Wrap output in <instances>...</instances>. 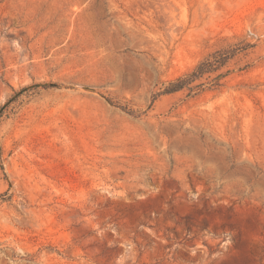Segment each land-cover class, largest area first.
<instances>
[{
  "label": "rangeland",
  "instance_id": "374dc122",
  "mask_svg": "<svg viewBox=\"0 0 264 264\" xmlns=\"http://www.w3.org/2000/svg\"><path fill=\"white\" fill-rule=\"evenodd\" d=\"M0 111V264H264V0H0Z\"/></svg>",
  "mask_w": 264,
  "mask_h": 264
},
{
  "label": "trees",
  "instance_id": "16d2710c",
  "mask_svg": "<svg viewBox=\"0 0 264 264\" xmlns=\"http://www.w3.org/2000/svg\"><path fill=\"white\" fill-rule=\"evenodd\" d=\"M250 46L249 43L245 45H229L225 48L217 49L204 57L191 71L171 80L168 85L160 92V94L174 93L183 89L194 91L201 84L195 82L206 73H212L220 70L227 62L233 58L238 52ZM222 73L217 74V77L222 76ZM5 106L1 108L4 109ZM1 113V111H0Z\"/></svg>",
  "mask_w": 264,
  "mask_h": 264
}]
</instances>
